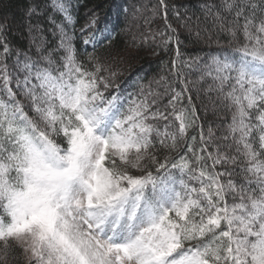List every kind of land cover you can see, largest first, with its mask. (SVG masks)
<instances>
[{
  "label": "snow or ice",
  "instance_id": "obj_1",
  "mask_svg": "<svg viewBox=\"0 0 264 264\" xmlns=\"http://www.w3.org/2000/svg\"><path fill=\"white\" fill-rule=\"evenodd\" d=\"M70 7L52 0L62 19L30 23L27 46L0 26V264H264V0L216 13L239 41L203 63L216 125L171 25L159 46L174 43L180 88L123 96L92 55L113 30L93 13L81 53Z\"/></svg>",
  "mask_w": 264,
  "mask_h": 264
},
{
  "label": "trees",
  "instance_id": "obj_2",
  "mask_svg": "<svg viewBox=\"0 0 264 264\" xmlns=\"http://www.w3.org/2000/svg\"><path fill=\"white\" fill-rule=\"evenodd\" d=\"M51 3L52 0H0V26L8 40L17 46H27L30 23L39 22L48 30L51 27L48 15L62 19L59 14L51 13ZM68 3L73 17L70 34L81 53L84 51L81 29L93 13L98 17L97 28L107 25L113 30L111 42L98 47L92 55L99 57L109 68L104 73L113 82L114 87L109 92H118L123 96L131 94L135 97L142 90L144 93L163 92L167 84L180 88L175 78L176 69L169 71L174 57V43L166 49L159 46L161 32L173 35L166 27L171 25L174 34L179 37L181 59L185 62V66L179 69L181 79H186L190 86L194 85L192 104L198 109L200 122L205 125L219 123L214 115L218 109L212 99L216 94L208 91L211 81L201 79V74L203 63L210 54L230 51L231 44L239 42L231 41V37L217 27L216 13L219 11L221 15H226L222 9L223 0H164L166 8L161 6L160 0H68ZM37 5L40 15H29L30 7ZM140 9L144 11L142 15H138ZM47 35L51 39L50 31ZM133 35L137 38L135 46ZM141 37L144 39L141 40ZM98 38L102 37L98 34ZM239 39L242 40V36ZM161 77L164 79L161 80ZM8 264H24L23 258L18 261L10 259Z\"/></svg>",
  "mask_w": 264,
  "mask_h": 264
},
{
  "label": "rangeland",
  "instance_id": "obj_3",
  "mask_svg": "<svg viewBox=\"0 0 264 264\" xmlns=\"http://www.w3.org/2000/svg\"><path fill=\"white\" fill-rule=\"evenodd\" d=\"M143 12L144 11L140 9L139 12H138V15H142ZM135 19H137V17H135ZM32 24H36V23L35 22H32ZM111 66H112V64H110V68L112 69L113 66L112 67Z\"/></svg>",
  "mask_w": 264,
  "mask_h": 264
}]
</instances>
